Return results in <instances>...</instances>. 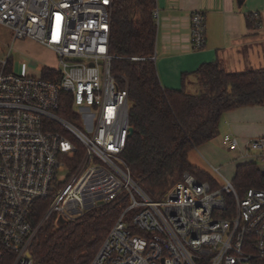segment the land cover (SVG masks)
I'll return each mask as SVG.
<instances>
[{"label":"built area","instance_id":"1","mask_svg":"<svg viewBox=\"0 0 264 264\" xmlns=\"http://www.w3.org/2000/svg\"><path fill=\"white\" fill-rule=\"evenodd\" d=\"M113 4L0 0V25L12 30L13 43H38L59 62L35 78L15 73L10 54L0 61V264H37L31 247L45 224L78 221L121 196L129 205L91 264H257L264 259V189L240 196L219 168L218 187L186 173L158 200L135 181L123 159L129 91L112 67L155 63L156 56L111 54ZM153 19L158 25L157 10ZM205 21L203 12L192 13L195 51L206 46ZM223 142L238 158L264 165V136L244 148L231 134ZM40 202L48 207L36 222Z\"/></svg>","mask_w":264,"mask_h":264},{"label":"trees","instance_id":"2","mask_svg":"<svg viewBox=\"0 0 264 264\" xmlns=\"http://www.w3.org/2000/svg\"><path fill=\"white\" fill-rule=\"evenodd\" d=\"M157 0H114L110 52L131 58L155 55L157 25L153 19ZM257 21L248 20L257 28ZM1 69V68H0ZM112 71L129 91L130 136L123 159L138 185L153 200L162 198L184 175L218 187L209 172L191 164L190 153L220 134L228 112L264 105V68L228 72L221 61L202 64L193 75L195 88H186L182 75L179 90L164 88L152 61L121 60ZM44 76L48 77L47 73ZM233 185L240 196L249 189H264V173L255 162L236 168ZM38 222L48 202H40ZM129 205L121 196L84 218L57 225L45 224L38 232L31 254L37 264H91L110 229ZM264 264V259L257 261Z\"/></svg>","mask_w":264,"mask_h":264},{"label":"crops","instance_id":"3","mask_svg":"<svg viewBox=\"0 0 264 264\" xmlns=\"http://www.w3.org/2000/svg\"><path fill=\"white\" fill-rule=\"evenodd\" d=\"M157 11L155 64L164 88L181 89L184 74H189L186 88H195L196 79L191 74L202 64L217 60L231 73L264 68V0H157ZM195 11L203 12L206 19V46L201 51H195L191 44V16ZM255 14L259 15L257 28L248 25ZM223 123V130L235 132L245 145L264 136V105L228 112ZM223 137L219 134L191 152V164L209 172L191 155L213 157L217 149L229 153Z\"/></svg>","mask_w":264,"mask_h":264},{"label":"rangeland","instance_id":"4","mask_svg":"<svg viewBox=\"0 0 264 264\" xmlns=\"http://www.w3.org/2000/svg\"><path fill=\"white\" fill-rule=\"evenodd\" d=\"M9 54L11 55L10 63L13 66L14 72L20 76L27 75L39 78L43 74L44 67L50 66L56 68L59 64L56 54L51 50L39 45L38 43L31 41H17L16 43H13L12 30L0 25V61L5 60ZM223 124L224 123L222 119L220 128V134L222 137L227 134L236 136L235 132L232 130H223ZM78 125L83 130L85 129L81 126V124ZM241 146L244 148V145ZM217 151L218 152L216 153V156L213 157L205 154L203 156L191 155V158L193 160H197L200 165L205 170L209 171L212 177L221 184L224 182L222 176L229 181H233L237 166L251 162L253 159L250 158L243 160L238 158L236 155L231 154L230 152H223L224 154H222V151L219 149H217ZM257 164L259 170L264 173V165L261 162H258ZM213 168H219V173L222 176L215 173ZM67 174V171L63 173V175Z\"/></svg>","mask_w":264,"mask_h":264},{"label":"water","instance_id":"5","mask_svg":"<svg viewBox=\"0 0 264 264\" xmlns=\"http://www.w3.org/2000/svg\"><path fill=\"white\" fill-rule=\"evenodd\" d=\"M132 133H133V129H131V131H130V135H132ZM64 224H66V222H65L64 220H60V222H59V226H60V225H64Z\"/></svg>","mask_w":264,"mask_h":264}]
</instances>
